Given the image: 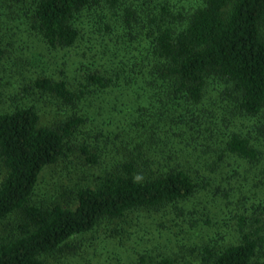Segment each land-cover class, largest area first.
I'll list each match as a JSON object with an SVG mask.
<instances>
[{"label": "trees", "instance_id": "obj_1", "mask_svg": "<svg viewBox=\"0 0 264 264\" xmlns=\"http://www.w3.org/2000/svg\"><path fill=\"white\" fill-rule=\"evenodd\" d=\"M104 1L108 12L96 0H0L1 28L13 16L27 18L55 50L77 44L79 20L94 7L112 44L97 53L102 69L82 67L73 79L43 76L26 89L54 106L49 121L23 101L27 91L0 110V264H48L53 255L74 250L71 239L102 224L110 226L112 239L130 240L134 212L158 214L196 193L201 175L178 153L182 144L195 148L202 141L220 159L259 160L252 138L220 130L235 117L250 119L264 141V0ZM8 35L0 42L11 40ZM215 91L217 99L205 106V95L211 99ZM115 92L126 96L132 119H123L118 144L104 140L101 129L92 135L91 127L104 121ZM218 136L224 138L214 140ZM70 154L97 169L95 182L71 189L63 202L40 196L42 171ZM234 213L231 221L241 226L235 243L175 244L178 252L196 247L200 264H264V220L251 222L245 206ZM146 250L138 255L143 263L188 264L178 254L149 256Z\"/></svg>", "mask_w": 264, "mask_h": 264}, {"label": "rangeland", "instance_id": "obj_2", "mask_svg": "<svg viewBox=\"0 0 264 264\" xmlns=\"http://www.w3.org/2000/svg\"><path fill=\"white\" fill-rule=\"evenodd\" d=\"M96 1L104 12H108V3L104 0ZM93 10L94 7H91L84 12V17L80 18L78 24L80 40L74 47L66 50L49 49L32 29L27 18L18 20L13 16L12 20L4 22L6 28L3 30L5 26L1 28L0 25V40L6 31L9 32L8 38L12 36L11 40L0 42V110L4 111L3 108L10 105L15 93L23 91L25 94L36 78L50 76L55 79H73L76 74L81 76L82 67L91 70L103 68V58L98 54L105 49L104 46L112 44L108 35L101 34L104 24H98ZM107 22L110 24V21ZM37 94L27 91L23 101L34 103L39 109L41 121L45 123L53 116L54 106L49 104L46 97ZM210 97L211 99L205 95V106H211L218 93L215 91ZM125 100L126 96H121V93L110 95L106 102L108 108L104 121L99 122L101 124L97 127L95 126L99 123L91 124L92 135L95 134L94 129H101L105 132L104 140L119 143L125 122L132 120L129 116L131 107L124 104ZM215 110L216 113L219 112ZM213 124L218 126L219 122ZM221 127H224L220 130L222 135L234 131L252 138L251 142L260 152L258 162L247 163L233 155H223L220 159L218 152L202 146V141L195 148L182 144L178 153H184L201 175V182L192 198L167 206L151 216L141 211L134 212L136 225L131 228L130 240L127 235L115 237L117 241L112 239L111 228L105 224L80 234L70 241L74 250L53 255L48 258V264H148V260V263H143L138 257L144 249H147L145 253L149 256H154L156 251L171 252L178 254L188 264H200L193 252L196 247L184 245L182 252H178L175 244L208 242L211 247H220L235 243L241 226L235 220L231 221L230 213H234L236 209L242 210L245 206L251 222L254 219L264 220V141L254 134L259 133L254 129L259 125H255L250 119L235 117L226 126L221 124ZM205 128L203 125L204 134H208L209 132L204 131ZM196 129L201 130L200 127ZM223 138L218 136L214 140L220 141ZM90 140H93L92 137ZM100 140L101 138L97 142L99 146ZM211 146L214 148L216 141ZM100 154V160L103 161V153ZM78 156L79 158L76 154H70L46 167L39 178L38 194L48 197L51 195L63 202L71 189L95 182L97 169H90L82 156ZM189 235L192 236L191 240ZM130 244L134 247L131 251L128 247ZM124 246L126 247L123 248Z\"/></svg>", "mask_w": 264, "mask_h": 264}]
</instances>
